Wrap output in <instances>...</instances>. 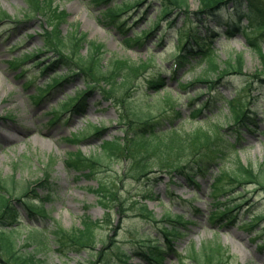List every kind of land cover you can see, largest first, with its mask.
Instances as JSON below:
<instances>
[{"label":"rangeland","instance_id":"rangeland-1","mask_svg":"<svg viewBox=\"0 0 264 264\" xmlns=\"http://www.w3.org/2000/svg\"><path fill=\"white\" fill-rule=\"evenodd\" d=\"M114 1L117 5L123 6L127 0H108V2L106 0L99 5L93 0H53L61 11L69 15L61 25L63 33L78 30L86 34L87 42L77 48L82 54L91 51L88 41H94L101 45L98 50L101 52L104 64H107L111 56L140 64L141 59H147V45L150 47L153 54L152 64L138 74L133 97L120 102L108 96L103 84L95 79L91 80L94 82L91 90L92 82L88 83L89 78L84 75L77 77L76 74L81 73V70L74 62L70 60L63 62L67 59L68 52L58 53L55 51L56 47L49 45L51 40L44 31L47 20L32 0H0V12L3 11L8 15V18H0L2 19L0 21V174L3 178L14 176L18 181L17 186H20L24 183L36 182L47 173L46 185L49 184L53 195L51 201L47 203L48 216L47 219L42 220V225L59 223L65 229L78 227L85 213L94 220L102 219L106 212L97 203V197L91 187L96 186L100 180L109 182L120 174L123 178L121 191L129 200L126 206L127 214L121 217L120 214L114 215L112 225H106L100 233L108 236L107 248L110 247L111 240L115 239L119 241V245L129 251L128 264H141L134 249L142 234L146 233L152 242L160 237L158 223L139 215L141 212L136 207L138 202L147 204L157 220L168 213L183 215V222L175 224L183 232L175 242L178 251L183 255H186L191 245L200 248L206 242L218 241L229 249L232 255V259L227 264H264V249L260 246L263 240L255 238L253 232L241 228L242 221L227 224L230 219H223L222 216L219 221L217 218L219 215H215L218 209L224 207L222 202L226 197L220 195L215 198L210 195L213 184L212 172L205 177H199L197 179L199 187H197L182 176L171 181L159 172L151 174L156 180L150 183L146 179L137 180L128 177L126 170H129L130 166L125 156L109 167L108 163L105 166H96L95 169H91V174L88 176L84 174L85 171L83 173L68 167L66 161L69 153L77 149L89 156L99 153L107 140L123 138L124 143H127L124 128L119 124L124 102L130 103L134 100L136 106H144V111L161 121L162 128L180 124L187 132H194L204 124L200 117H189L192 108L186 98L182 96L177 101L176 98L179 79L187 82L204 75L202 70L206 68V62L197 63L193 60L188 65L178 68L174 74L169 58L174 55L180 30L189 26L197 28L201 18L203 22L207 19L198 13L204 9L207 0H186L188 6L185 14L174 11L166 18L160 15L163 0H143L138 7L126 10L118 20L126 19L125 28L130 26L129 36L133 35L134 30L139 32L147 29L150 24L160 22L159 30L153 38H150L152 40L148 41L145 47H136V49L124 47L122 44L124 29L117 28V23L110 24V20L103 16V12ZM29 14L32 15V19H27ZM209 22L210 25L213 23L211 20ZM243 23H247V20L244 19ZM154 39L160 40L154 44ZM220 39L222 40H217L214 44L218 69L217 72L209 75L213 81L218 79L226 61L230 57H235V52L242 54L244 71L248 76H254L264 70L261 55L257 50L248 47L244 38L226 40L222 36ZM260 45L261 53L264 55V43ZM25 55H32V58L22 60L23 62L11 60L20 59ZM53 62H57L55 69L47 71ZM73 75H76L73 80L64 83L69 78L67 76L71 78ZM60 76L63 79L57 78ZM161 76L166 78L167 90L160 93L149 90L146 80L158 79ZM254 79L252 87L256 89L250 92L251 90L244 89L246 77L228 74L221 83L212 84L215 86L214 92L207 91V95L200 96L198 101L202 103L211 93L218 98L239 99L244 105L249 106L250 113L257 116L256 123L252 125L257 127L255 128L257 130L245 132L239 142L237 154L244 164L252 165L264 173V136L260 133L264 130V87ZM61 82L62 87L44 101L40 87L44 85L43 88H49ZM210 85L200 83L197 88L203 87L207 90ZM90 90L92 94L87 97L82 111L87 114L85 118L78 117L75 113L72 115V113L62 114L54 111L68 97H73L72 103H75L76 98ZM189 91L193 96L195 91ZM225 106L224 112L232 113L233 110ZM216 107L218 106L216 105L211 111L205 110L204 113L217 112ZM222 115L223 112L219 120L225 128L227 123L223 121ZM227 120L230 124L234 122L231 119ZM211 121L214 123V119ZM89 127H93L94 130L104 129L101 135L103 138L81 142H72L68 139L71 133H84ZM240 190L252 200L253 204H256L253 211L264 210V191L261 188L249 185ZM41 195L46 194L41 192ZM163 224L166 227L169 225L167 222ZM32 225L25 220L22 236L16 240L18 246L22 244L29 231L27 226ZM23 252L33 251L24 249ZM35 254L41 260L39 264H87L84 259L89 256L88 252L80 255L56 253L53 246L43 247ZM165 264L178 263L175 259L168 258Z\"/></svg>","mask_w":264,"mask_h":264},{"label":"trees","instance_id":"trees-1","mask_svg":"<svg viewBox=\"0 0 264 264\" xmlns=\"http://www.w3.org/2000/svg\"><path fill=\"white\" fill-rule=\"evenodd\" d=\"M98 1L106 0H96V2ZM35 2L37 8L42 10L48 17V21L53 24V31L47 30L46 32L48 39H54L51 40L52 42L49 41V45L56 47L55 51L58 53L68 51L67 59H64L65 62L73 61L81 70L80 75L89 78L88 82L92 79L102 82L106 88L104 91L114 100L120 102L133 97L137 76L150 65V62L142 61L140 66H137L127 60L112 58L105 66L102 64L98 46L93 47L90 54L81 55L77 48L84 43L86 37L79 33L64 35L61 31L60 25L67 15L53 7L50 1L35 0ZM132 2H134L133 5L130 4ZM140 2L142 1L129 0V5L133 7ZM115 6L116 4L108 8L107 16L109 18L115 19L120 15L119 11L115 10ZM187 6L186 0H163L162 13L164 16H168L174 10L185 9ZM204 6L200 13L207 15L208 19H214V26L211 27L207 23H203L201 29L189 26L180 30L173 59L179 67L189 63L192 59L207 60L208 69L205 70L204 75L192 81L179 82L176 100L183 96L189 104H193L194 98L204 90H197L198 84H211L207 89L211 91L215 87L212 84L221 83L228 74L246 77L244 89L251 90L250 92L256 89L252 87L254 78L261 87H264V70L254 76H248L244 71L243 56L238 53L226 61L216 81L209 78V75L217 72L218 69V64L214 61V39H212L216 34H224L226 38L234 37L237 34L244 35L246 44L257 50L264 61V55L260 48V42H264V0H207ZM242 16L252 20L246 27L240 25ZM124 23L123 21L121 28L124 27ZM252 28L261 31L254 33ZM158 29L159 24L157 23L152 29L144 31V34L137 33L134 37L125 36L124 43L127 46H131L133 43L142 45L143 40H150ZM218 29H222L223 32L217 31ZM254 35L258 38H254ZM91 45L94 43L91 42ZM147 82L148 88L155 92H159L167 86L166 80L162 77ZM189 90H194L195 95L192 96ZM88 96L85 94L82 102ZM133 101L124 102V113L122 114L127 143L125 144L119 139L106 141L102 154H95L91 157H87L81 152L70 154L67 160L68 166L77 170L95 169L96 166L106 165V162L111 165L115 160L124 159L125 156V160L130 166V169L126 170L128 177L131 176L137 180L146 179L149 183L156 180L150 175L154 172L168 175L170 178L179 175L185 176L190 182L196 183V175L204 176L209 173V170L217 168V171L214 170L215 177L211 195L218 198L220 195L227 194L226 201L228 203H225L223 210L218 209L215 215H219L220 218L225 216L232 219L238 214L247 215L249 219L244 221L247 228L255 230L258 237L264 236V228L258 229V226L264 222V210L253 211L256 204H253L252 200L240 190L254 185L264 191V173L252 165H245L241 162L237 155V143L231 139L232 136L241 139L243 130L251 128L250 124L254 122L255 116L250 113L248 106L239 99L228 100L225 97L216 99V96L211 95L199 104L198 110L193 109L192 115L200 114L204 107L210 108L211 105L216 104V101H224L234 111L232 113L233 124L225 130L216 125L187 132L181 126L162 128L161 121L157 117L144 111V106H136L137 104ZM219 109L222 111V108ZM177 112L180 114L179 111ZM227 117H225V121ZM125 119L128 120L125 121ZM205 120H211V117L207 116ZM99 131L96 132L97 135H100ZM47 181L48 179L41 180L42 185H45ZM17 183L15 177L3 178L0 174V262L2 264H39L41 260L37 259L35 252L41 251L43 247H51L52 243L56 245L58 252L65 255L70 252L81 254L83 251H87L89 253L85 259L87 264L127 263L128 252L119 245V241L111 240L110 247L107 248L108 236L100 233L106 225H112L114 213L123 215L128 211L126 206L129 201L121 191L120 185L123 183V178L120 174L109 182L100 181L98 188L95 189L98 202L107 209L103 221H94L86 216L80 227H73L69 230L60 226L46 230L34 226L25 241L27 246L34 247V252H23L16 246L13 235L18 228H13V226L21 221V207L30 219H37V216L44 213L45 209L43 206L37 205L36 201L28 199L30 193L35 192L30 182L20 186H17ZM246 205H250L248 210L240 213ZM136 207L141 212L140 216L151 219L155 223L158 222L146 205L137 203ZM163 220L170 223V228L159 223L160 237L157 241L149 240L146 233L142 234L141 239L137 241L136 254L143 259L144 264H163L167 256L171 255L177 257L179 264H227L232 259L230 251L218 241L204 243L199 249L194 247L188 253L189 255L184 257L174 248V240L181 234L180 228L174 224H180V221L183 220L182 217H172L167 214ZM4 226H11V233H6L3 230ZM118 228L116 227V229Z\"/></svg>","mask_w":264,"mask_h":264}]
</instances>
